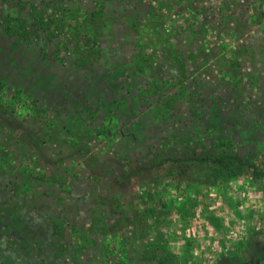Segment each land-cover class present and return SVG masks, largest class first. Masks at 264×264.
Segmentation results:
<instances>
[{
  "label": "rangeland",
  "instance_id": "374dc122",
  "mask_svg": "<svg viewBox=\"0 0 264 264\" xmlns=\"http://www.w3.org/2000/svg\"><path fill=\"white\" fill-rule=\"evenodd\" d=\"M12 1L0 0V264H163L145 255L155 239L120 215L132 216L150 191L148 172L123 180L134 166L199 147L229 149L264 171V0H108L100 55L85 64L66 37L45 55L35 28L29 39L7 35L2 12ZM77 1L93 10L106 0ZM140 23L151 34L135 30ZM144 50L145 73L137 66ZM178 54L188 65L182 71ZM165 183V200L177 197L181 210L167 219L162 199L153 203L152 229L170 240L161 258L264 264V178L247 172L231 187L200 183L202 192ZM209 201L223 233L203 217ZM184 251L192 257L180 262Z\"/></svg>",
  "mask_w": 264,
  "mask_h": 264
},
{
  "label": "trees",
  "instance_id": "16d2710c",
  "mask_svg": "<svg viewBox=\"0 0 264 264\" xmlns=\"http://www.w3.org/2000/svg\"><path fill=\"white\" fill-rule=\"evenodd\" d=\"M12 3H14L16 7L14 6V8H12L11 6V9L2 12L5 14L3 17V26L7 35L29 39L31 27L32 29L35 28L34 31L38 33V36L45 40L47 48L45 55H47L49 51L50 43H52L54 39L62 36L68 38L72 43L74 42V44L77 43L79 45V51H77V54H79L78 58L84 64L90 59V56L95 54L100 55L99 45L101 44V37L106 36L107 33L108 20L105 14H107V10L110 9L108 0L103 1L102 4L97 5L93 10L80 5L77 0H35L34 2L30 0H13ZM25 7L30 11L29 14H32L31 20L21 16L23 11H25ZM135 30L141 33V35H146L151 34L153 27L148 23H140L135 27ZM96 48L98 50H96ZM62 50L67 52L69 48L65 44L59 47V51ZM146 50L139 54L140 64L137 65L138 70L143 73L147 70L143 66V63L151 66V56H149ZM156 50L157 49L154 51ZM200 56V53H194L190 55V59H193L192 62L196 63ZM177 60L179 62L177 61L176 64L180 71L187 68V62L182 55L178 54ZM194 148L192 149L193 152L192 150H185L183 148L168 153L164 152L160 155L159 159L152 161V164H144L140 167L134 166L130 174L123 178V180L128 181L135 173L139 174V176L144 172L151 174L149 176L151 181L150 191L146 193V195L141 196L140 208H133V214L130 217L126 215L124 210H120V215L123 220H126L128 226L132 228L134 226L138 227L141 235L155 239L149 242L150 245L145 255L153 254L158 257L159 261L163 264H176V257H178V254L167 253V257L161 258L160 252L164 250L167 251V245L170 240L168 237H165L164 234H161L159 230L155 231L152 229L155 226L159 227V223L156 222L158 221V213L153 203L162 199V202L157 203V205L160 204L162 209L164 208V210H166L162 216L167 217V219L175 216L176 212L181 210L177 203V197L175 199L169 198L165 200L164 194H166L165 190L168 187H166L165 182L169 180V185L179 192L183 186H185L187 192H190V187L199 184L195 188V192H202V188L200 187L202 184L214 189L215 187L219 188L220 185L223 184L221 181H224V183H228L227 186L231 187L238 177L247 172L249 174L251 173L256 180L264 178V171H262L258 165L234 151L223 149L220 153L215 150L208 151L203 148L202 152L199 154L196 152L199 147ZM165 165L169 167L165 168L166 172H164V174L161 175L158 171H155L158 168H164ZM192 165L205 167L207 169V174L205 176L202 174H195L192 171ZM190 195H192V192ZM113 201L116 203L118 199L114 198ZM211 202L212 201H209L208 204L203 203L200 206L202 207L201 212L203 213L204 219L212 227L218 232L223 233L225 230L223 228L222 218L216 212L218 209L212 208L211 204L213 202ZM231 202L232 201L228 199L224 201V204L225 206H229ZM115 203L112 202V205L116 206ZM192 203L196 205L199 204L197 200H192ZM189 216L190 214H182L183 218L182 222L179 224V228L175 227L176 238L178 237L181 239V232L187 227L186 223L188 222ZM150 221H155L156 225L149 224ZM168 221L170 222L171 220ZM161 223L163 225L166 224V222ZM141 240L144 241L145 239L143 238ZM187 247L193 248V245L187 242ZM227 247H231V245L227 244ZM121 251H123L125 255L124 250ZM190 253L186 254L184 251L179 261L181 262L184 260L187 262L188 255L192 257Z\"/></svg>",
  "mask_w": 264,
  "mask_h": 264
}]
</instances>
